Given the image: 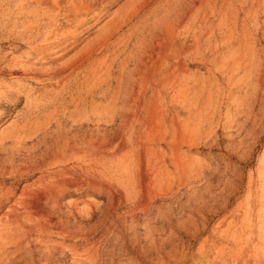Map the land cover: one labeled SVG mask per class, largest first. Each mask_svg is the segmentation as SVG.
<instances>
[{"label": "bare ground", "instance_id": "6f19581e", "mask_svg": "<svg viewBox=\"0 0 264 264\" xmlns=\"http://www.w3.org/2000/svg\"><path fill=\"white\" fill-rule=\"evenodd\" d=\"M120 1L0 0V78L20 87L0 101V122L27 100L23 125L0 139V259L22 252L36 236L71 237L58 214L74 194L103 188L116 199L123 186L125 201H135L138 182L145 201L160 197L156 186L163 180L154 182L149 155L159 141L185 144L182 112L197 84L190 64L207 62L224 74L244 65L259 73L252 87H262L253 35L264 32V0H171L163 6L155 5L159 0H127L111 13ZM54 53L62 62L49 68L48 54ZM259 91L239 100L248 117H257L264 101ZM212 94L210 85L205 98ZM172 152L183 176L185 160L173 146ZM179 182L185 183L182 177ZM250 185L231 211L228 201L217 207L206 193L201 197L194 264H264V183L254 193ZM66 205L70 211L78 206ZM224 212L209 232L206 214Z\"/></svg>", "mask_w": 264, "mask_h": 264}, {"label": "rangeland", "instance_id": "374dc122", "mask_svg": "<svg viewBox=\"0 0 264 264\" xmlns=\"http://www.w3.org/2000/svg\"><path fill=\"white\" fill-rule=\"evenodd\" d=\"M126 1L114 5L110 12L120 10ZM167 1L171 0H159L161 4L157 2L155 5L163 6ZM259 31L256 32L258 36L254 34L253 37L257 41L256 52L262 59L260 62L264 69V32ZM95 35L89 36V40L79 48ZM48 55L51 60L46 63L47 67L52 68L62 62L54 60L58 54ZM188 70L197 84H192L196 88L195 95L186 98L188 104L185 101L182 112L187 123L185 144L179 148L176 144L159 141L153 145L152 155L146 157V160L148 157L150 160L153 156L150 168L147 167L149 170L154 168L153 172H147L156 173L154 182L157 177L163 180L156 186L160 197L149 203L145 201L144 188L138 182L135 201H125L123 186L119 187L116 199L103 188L88 190L89 195L74 194L64 203L73 201L77 203V208L70 211L68 205L64 204L63 211L58 214L64 230L72 234L71 237L60 234L33 237L22 252L11 251L7 257L0 259V264H194L200 243V238L194 236L195 225L202 223L198 212L204 193L207 201L215 203L217 207L228 201L227 211H231L245 195L250 181L251 193L264 183V101L256 104L257 117H248L242 113V108L239 110L241 100L254 98L259 90L261 93L257 98H264V79L263 85L259 86L262 87L256 91L253 83L258 85L256 79L259 73L252 75L244 65L236 72L224 74L221 70L215 73L216 69L209 63L198 61L190 64ZM8 81V78H0V101H7L9 97L5 95L20 89ZM210 85L214 94L211 98H205ZM32 98L28 101L31 102ZM26 101H20L10 115L0 122V139L21 126ZM170 108L181 109L179 105H170ZM172 146L185 160L184 177L178 173L177 154L172 152ZM3 155L5 158L6 155ZM135 174L138 176L137 169ZM181 177L185 181L182 187L179 185ZM259 178L262 181L257 180ZM32 180L18 186L17 196L23 184H29ZM233 186L235 190L232 191ZM86 200L90 205L85 203ZM225 215L215 217L206 214L208 231L216 228L218 220ZM178 257L186 260L179 261Z\"/></svg>", "mask_w": 264, "mask_h": 264}]
</instances>
